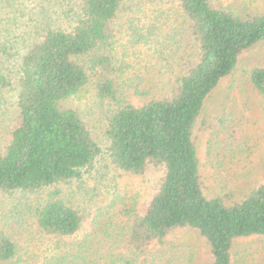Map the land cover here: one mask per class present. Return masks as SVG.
<instances>
[{"label": "trees", "instance_id": "obj_1", "mask_svg": "<svg viewBox=\"0 0 264 264\" xmlns=\"http://www.w3.org/2000/svg\"><path fill=\"white\" fill-rule=\"evenodd\" d=\"M173 1L195 43L194 56L177 72L171 96L121 105L109 113L105 129L108 160L118 172L161 170L142 209L120 210L128 220L125 246L136 259L153 243L165 245L172 232L191 229L204 240L212 264H233L237 240L264 238V184L237 202L205 197L193 135L206 98L233 73L244 51L264 42V14H234L209 0ZM127 2L81 0L70 30L45 27L42 37L27 48L13 84L0 75V90H16L18 111L0 151L1 193H34L79 181L102 156L79 113L63 103L93 80L98 99L117 104V89L109 78L114 67L111 49L115 24ZM8 57L0 45V60ZM248 80L264 100V66L250 69ZM33 211L36 228L52 252L43 256L44 264L86 263L81 253L99 239L95 230L78 238L83 215L54 198ZM17 256L16 244L0 233V264H20Z\"/></svg>", "mask_w": 264, "mask_h": 264}, {"label": "rangeland", "instance_id": "obj_2", "mask_svg": "<svg viewBox=\"0 0 264 264\" xmlns=\"http://www.w3.org/2000/svg\"><path fill=\"white\" fill-rule=\"evenodd\" d=\"M80 2L2 0L0 45L9 51L10 57L0 60V75L13 84L20 57L27 48L42 37L45 27L70 30ZM209 3L242 16L264 14V0H209ZM186 27L173 0L126 3L125 12L115 24L116 39L111 49L114 67L109 78L117 89V104L101 102L93 80L63 103L64 107L79 113L100 146L102 156L79 181L34 193L0 192V233L16 244L18 263L44 264L43 256H51L52 252L47 250L49 244L36 228L33 209L54 198L84 216L78 238L94 230L98 236L99 241L81 253L80 257L86 260L83 264H126L127 261L130 264H212L204 240L191 229H178L168 236L165 245L153 243L143 255L131 259L125 246L128 220L120 210L135 206L142 209L161 178V170L148 168L140 175L125 174L113 168L107 156L109 142L105 129L111 111L127 103L140 105L151 98L171 96L177 72L195 52V43ZM263 66L264 42L239 56L233 73L220 80L203 104L193 140L207 198L221 197L226 203L237 202L264 184V100L248 80L250 69ZM16 101L14 87L0 90V151L7 145L18 114ZM232 262L264 264V238L237 240Z\"/></svg>", "mask_w": 264, "mask_h": 264}]
</instances>
